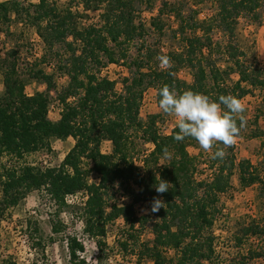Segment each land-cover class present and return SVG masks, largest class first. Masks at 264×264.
<instances>
[{
  "label": "trees",
  "instance_id": "1",
  "mask_svg": "<svg viewBox=\"0 0 264 264\" xmlns=\"http://www.w3.org/2000/svg\"><path fill=\"white\" fill-rule=\"evenodd\" d=\"M155 1H0V24L11 22L14 15L13 20L33 28L40 39L43 51L33 65L54 62L56 66L55 74L39 66L21 71L15 50L0 54L5 86L0 95V220L34 191L46 195L58 212L70 207L66 197L86 192L76 214L82 233L95 241L98 252L106 247L107 227L122 219L125 226L117 247L120 253L134 256L135 264H222L213 231L222 216L220 197L233 190L236 177L241 191L258 186L264 206V165L238 159L234 144L222 160L211 159L210 153L204 161L210 175L197 179L196 157L188 153V147L198 143L191 138L176 141L175 126L168 134L160 133L157 122L165 114L149 115L142 122L139 108L149 88L155 90L157 103V90L164 84L178 91H198L213 100L222 94L242 100L255 90L264 92V71L256 57L245 60L234 42L240 17L262 20L264 0H214L212 12L201 17L199 9H186L184 0H161L157 14L146 24L141 13L153 8ZM91 11L98 13L99 21L86 25L83 20ZM164 16L175 22L170 32L175 45L164 54L172 61L167 70L156 59L163 55L159 45L146 39L150 30L164 35ZM117 63L129 68L121 91L101 73L108 64ZM182 69H188L189 82L178 77ZM57 76H66L65 85H57ZM30 82L44 85V90L27 94ZM52 100L60 108L55 121L47 117ZM263 136L258 128L250 133V138L261 139L260 146H264ZM68 138L73 146L57 167L26 162L25 156L50 150L53 141ZM136 138L152 145L141 167L131 154ZM103 141L111 143L110 153L101 151ZM92 173L98 181L89 183ZM158 176L172 185L163 194L155 190ZM116 192L130 202H111ZM154 198L162 200L164 208L153 212ZM135 204H146V213L137 216ZM147 224L152 238L140 241ZM64 230L59 219L51 222L54 235ZM33 232L42 239L37 226ZM53 241L50 237L49 242ZM230 242L233 253L226 264H258L264 259V223L255 218L236 222ZM66 247L68 264H86L82 241L68 236ZM0 264L15 263L0 254Z\"/></svg>",
  "mask_w": 264,
  "mask_h": 264
},
{
  "label": "rangeland",
  "instance_id": "2",
  "mask_svg": "<svg viewBox=\"0 0 264 264\" xmlns=\"http://www.w3.org/2000/svg\"><path fill=\"white\" fill-rule=\"evenodd\" d=\"M3 1V0H0ZM21 3L36 2V0H19ZM67 0H59L63 3ZM161 0H156L153 8H145L141 13V20L148 23L150 17L157 14V9L160 6ZM214 0H184L186 9L192 7L199 9L200 17L209 15L212 12ZM11 22L0 24V54L3 56L10 50L16 51L17 65L21 71H29L31 69L42 67L48 74H55L56 66L54 62L51 64L39 63L33 65L42 54V43L35 34L33 28L23 22L14 19L11 15ZM165 22L164 35H159L156 31L150 30L146 37L150 44L161 48L164 55L169 47L175 45V40H171V30L175 28L173 19L166 16L163 17ZM99 21L97 12H88L87 17L83 22L88 24H96ZM264 16L259 22H253L248 18L240 17L236 28L235 44L242 50L244 59L252 61L256 57L259 66L264 71ZM4 31H7L5 33ZM134 50L131 51V53ZM51 65L52 67H48ZM102 75H106L109 79L116 82V90L121 91L122 78L129 75L128 66L122 63L108 64L101 70ZM178 77L186 81H190L191 77L188 69H182L178 73ZM233 79L237 78L236 74H232ZM67 81L66 76H57V85L63 86ZM5 86L2 76L0 75V95L4 92ZM44 90V85L36 82H30L25 91L27 94H32L34 91ZM52 97L55 96L51 93ZM245 106L244 113L246 125L241 130V134L235 143V152L238 159H249L251 163L261 167L264 165V146H260L261 139L250 138V133L253 129L258 128L264 131V92L255 90L252 94L247 95L241 100ZM59 105L56 101L51 102L47 117L54 120L59 111ZM158 108L155 98V90L149 88L143 94L140 108L139 120L145 122L147 117L152 114L161 113ZM175 126V118L163 115L162 119L158 120L157 127L160 133L168 134ZM264 139V136L263 138ZM134 148L132 157L142 166L144 155L152 148L149 143H142L138 138L133 140ZM73 139L67 141L56 140L51 144L50 150H42L25 156L26 162L31 165H38L43 159L44 154H49L51 167H57L65 154L69 151L73 144ZM100 149L103 153H110L112 146L109 141H103ZM188 153L196 157L197 179L209 177L210 171L206 169L204 161L208 159L210 152H205L197 144L188 147ZM89 183L97 182V176L90 174ZM233 190L227 195L220 197V205L222 208V216H219L214 225L215 233L214 246L217 255L220 257L222 264H226L231 250L230 234L233 231L236 222H247L252 218L264 223V206L258 196V186L239 190L236 177L232 180ZM84 193H77L69 198L68 209L58 212L56 206L49 198L38 192H31L17 206L10 208L5 216L0 220V254L3 259H10L15 264H68V251L66 247V238L75 236L82 241L85 251L83 256L86 264H135V257L129 254L120 253L117 247V239L124 229L122 219H118L115 223L109 225L106 230L105 242L106 247L103 252H98L95 241L88 238L82 233V221L77 218L76 211L83 205ZM121 197L129 198L116 192L111 198V202L121 201ZM134 210L137 216L146 213V204H135ZM59 219L65 227V230L58 235H54L51 231V222ZM37 226L40 229V236L33 232V227ZM54 239L52 243L49 238ZM152 238L150 225L147 224L141 231L140 241H147ZM40 241V242H39ZM37 243H40L37 244ZM171 255L172 251L168 250ZM258 264H264V259L258 261Z\"/></svg>",
  "mask_w": 264,
  "mask_h": 264
},
{
  "label": "clouds",
  "instance_id": "3",
  "mask_svg": "<svg viewBox=\"0 0 264 264\" xmlns=\"http://www.w3.org/2000/svg\"><path fill=\"white\" fill-rule=\"evenodd\" d=\"M159 67L167 70L172 66L171 58L158 55ZM158 108L167 116L175 118L174 135L176 141L185 138L195 140L201 149L211 153V159H224L226 149L233 146L239 138L241 130L246 125L245 104L232 94L219 95L213 100L208 95L185 89L178 91L168 84L157 90ZM239 121V123H238ZM165 156H169L167 149ZM172 185L158 176L155 185L157 193L163 194ZM162 200L153 199L152 211L164 208Z\"/></svg>",
  "mask_w": 264,
  "mask_h": 264
},
{
  "label": "built area",
  "instance_id": "4",
  "mask_svg": "<svg viewBox=\"0 0 264 264\" xmlns=\"http://www.w3.org/2000/svg\"><path fill=\"white\" fill-rule=\"evenodd\" d=\"M48 67H52L51 65H48ZM138 165H141V163L137 162ZM41 168H47V167H51V164H50V161H49V154L48 153H45L44 154V157L43 159H41L40 163L37 165ZM79 193H84V197H83V200H85L87 198V194L86 192H79ZM77 194V193H76ZM72 197V196H68L66 197V201L68 202L69 201V198ZM119 204H128L129 201L128 199L124 198V197H121V201L118 202Z\"/></svg>",
  "mask_w": 264,
  "mask_h": 264
},
{
  "label": "crops",
  "instance_id": "5",
  "mask_svg": "<svg viewBox=\"0 0 264 264\" xmlns=\"http://www.w3.org/2000/svg\"><path fill=\"white\" fill-rule=\"evenodd\" d=\"M260 28H261V29H263V28H264V26H263V25H261V26H260ZM58 118H59V111L57 112V117H56V118H54V121H55V120H57ZM69 139H71V138H68L67 140H69ZM67 140H65V141H67ZM73 142H74V141H73ZM72 146H73V144H72ZM72 146H71V147H72Z\"/></svg>",
  "mask_w": 264,
  "mask_h": 264
}]
</instances>
